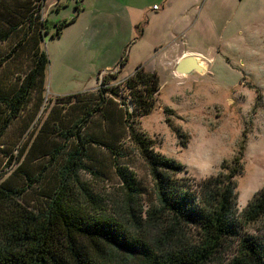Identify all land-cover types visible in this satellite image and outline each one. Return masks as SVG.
<instances>
[{
  "label": "rangeland",
  "instance_id": "1",
  "mask_svg": "<svg viewBox=\"0 0 264 264\" xmlns=\"http://www.w3.org/2000/svg\"><path fill=\"white\" fill-rule=\"evenodd\" d=\"M160 1H46L40 14L51 32L59 23L74 19L59 36H44L41 47L49 59L45 90L41 95L33 93L0 134V184L18 190L23 205L45 209L59 184L52 154L63 148L66 153L75 144L57 131L60 128L51 119L57 112L67 119L78 115L83 97L57 96L95 92L105 76L115 85L139 64L157 72L160 86L155 106L138 117L137 128L154 140L156 150L184 166L177 176L184 188L197 190L203 179L226 173V166L241 153L244 169L235 177L238 211L246 208L253 189L264 186V0H198L199 14L193 7L177 31L165 29L176 12L156 16L163 8L151 10ZM5 11L0 9V20L6 19ZM181 20L178 16L174 21ZM14 43L15 38L0 40V58ZM183 50L199 51L206 68L176 72L171 60ZM27 62L26 54L17 51L0 66V90L11 91L19 83ZM123 139L119 162L135 174L139 202L148 208L156 202L149 167L127 133ZM90 151L96 161H86L81 180L99 201L98 207L123 214L125 195L112 156L97 145ZM190 228L192 238L197 237V230ZM148 231L149 242L160 236L158 230ZM231 250H223L206 264H229Z\"/></svg>",
  "mask_w": 264,
  "mask_h": 264
},
{
  "label": "trees",
  "instance_id": "2",
  "mask_svg": "<svg viewBox=\"0 0 264 264\" xmlns=\"http://www.w3.org/2000/svg\"><path fill=\"white\" fill-rule=\"evenodd\" d=\"M46 1L0 0V9L7 14L0 20V40L15 38L9 53L0 58V66L17 51L28 58L19 83L10 92L0 90V134L33 93L41 95L45 90L49 59L41 47L44 36H59L74 19L59 23L51 32L40 14ZM110 82L105 76L95 92L57 96L83 99H79L78 115L67 119L57 112L51 119L60 128L57 131L75 144L66 153L63 148L52 154L59 184L44 210L23 205L18 190L0 184V264H206L225 249H232L229 264H264V186L246 208L238 211L236 207L235 177L244 169L243 154L233 158L226 173L200 181L197 190L184 188L177 177L184 166L156 150L154 140L137 128L138 117L148 115L156 104L157 72L139 64L115 85ZM117 124L126 130H119ZM126 133L154 182L156 202L148 208L139 202L135 174L119 162ZM92 145L112 156L125 195L123 214L98 207L99 201L81 180L86 161L94 159ZM190 226L197 230V237L192 238ZM148 229L158 230L160 236L149 242Z\"/></svg>",
  "mask_w": 264,
  "mask_h": 264
},
{
  "label": "crops",
  "instance_id": "3",
  "mask_svg": "<svg viewBox=\"0 0 264 264\" xmlns=\"http://www.w3.org/2000/svg\"><path fill=\"white\" fill-rule=\"evenodd\" d=\"M198 0H161L160 4L161 5H157V4H153L151 10L153 11H158V10H161V12H158L156 13L155 15L158 16L162 13H166L168 11H171V12H176V16L173 17L172 20L169 21V24L168 26H166V30H173V31H177L179 30L181 27L180 25L182 24V22L185 23V21H187L189 19L188 17V12L193 8L195 7L196 8V14H199L200 12V7H198V3H197ZM157 5L158 6V9H154L153 7ZM181 17V21L178 22V21H174L175 18H178ZM187 55H193L194 57L197 58L198 62L199 63H202L204 65V67L206 68V63L203 62L202 58H203V55L199 52V51H194V50H183V51H179L175 54V56L173 57V59L171 60V64L172 62L174 61V69L176 67V64L177 62L183 58L184 56H187ZM145 68V67H144ZM147 71H154V70H150V69H147L145 68ZM176 71V70H175ZM132 73V72H131ZM127 77V76H126Z\"/></svg>",
  "mask_w": 264,
  "mask_h": 264
},
{
  "label": "water",
  "instance_id": "4",
  "mask_svg": "<svg viewBox=\"0 0 264 264\" xmlns=\"http://www.w3.org/2000/svg\"><path fill=\"white\" fill-rule=\"evenodd\" d=\"M202 67L200 63L198 62L197 58L193 55H187L181 58L175 67L176 72L187 74L194 70L202 71Z\"/></svg>",
  "mask_w": 264,
  "mask_h": 264
},
{
  "label": "clouds",
  "instance_id": "5",
  "mask_svg": "<svg viewBox=\"0 0 264 264\" xmlns=\"http://www.w3.org/2000/svg\"><path fill=\"white\" fill-rule=\"evenodd\" d=\"M210 167V165L208 166ZM259 191V189H253L248 197V199L250 200L254 195H256V193ZM246 203V202H245Z\"/></svg>",
  "mask_w": 264,
  "mask_h": 264
},
{
  "label": "built area",
  "instance_id": "6",
  "mask_svg": "<svg viewBox=\"0 0 264 264\" xmlns=\"http://www.w3.org/2000/svg\"><path fill=\"white\" fill-rule=\"evenodd\" d=\"M153 8H154V9H158V6H157V5H155Z\"/></svg>",
  "mask_w": 264,
  "mask_h": 264
},
{
  "label": "bare ground",
  "instance_id": "7",
  "mask_svg": "<svg viewBox=\"0 0 264 264\" xmlns=\"http://www.w3.org/2000/svg\"><path fill=\"white\" fill-rule=\"evenodd\" d=\"M201 67L204 68V65L202 63H200Z\"/></svg>",
  "mask_w": 264,
  "mask_h": 264
}]
</instances>
